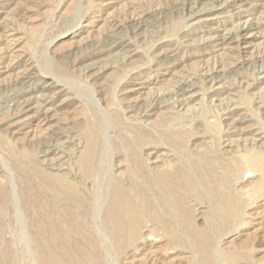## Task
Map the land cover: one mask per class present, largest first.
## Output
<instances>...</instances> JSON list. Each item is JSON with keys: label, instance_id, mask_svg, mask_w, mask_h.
I'll list each match as a JSON object with an SVG mask.
<instances>
[{"label": "rangeland", "instance_id": "1", "mask_svg": "<svg viewBox=\"0 0 264 264\" xmlns=\"http://www.w3.org/2000/svg\"><path fill=\"white\" fill-rule=\"evenodd\" d=\"M255 153L264 155V0H0V264H40L24 199L70 183L92 230L62 258L264 264ZM165 171L169 188L156 181ZM108 179L131 198L143 183L152 216L139 211L136 241L118 244L102 227Z\"/></svg>", "mask_w": 264, "mask_h": 264}, {"label": "bare ground", "instance_id": "2", "mask_svg": "<svg viewBox=\"0 0 264 264\" xmlns=\"http://www.w3.org/2000/svg\"><path fill=\"white\" fill-rule=\"evenodd\" d=\"M89 134L91 136L89 138L91 143L94 144L99 141L100 132H98V130L90 129ZM94 145L87 147L86 152L83 154L82 158H80V172L83 174V178L86 180L93 178V173L96 170L97 147L95 146V148ZM140 148L141 146H135L130 148V153L133 155V157H131L133 159V161L131 162L133 163L130 164L133 169H136L138 171L140 166L141 168H143V164L140 165V160L138 158L139 156H137L138 152L140 151ZM248 162L253 167L259 168L262 172H264V155L255 153L248 158ZM136 175L137 174H135V176ZM156 175V181H158L159 184L161 183L164 187H168L170 185V179L169 175L167 174V171L162 172L159 176L158 174ZM137 178L141 180L147 179L149 182H152V178L154 177H152L151 174L147 178ZM66 179H68V177ZM111 179H108L106 183H108ZM58 182L62 184L61 180H59ZM109 183L110 188H112L113 190V193L111 190L113 197L108 205L105 214V219L102 220L104 225H102L101 222H99L98 224H101L102 227L105 226L107 228V234L109 233L111 239L118 244H121L126 240L130 243L132 241H136L135 239L138 236V230L140 228L139 225L141 222V214L139 213V211L146 209V211H148V214L152 216V205H150L145 193L139 188V183H141V181L133 183L134 185L132 186V195L136 194L134 198L130 197V195L125 190L126 188L124 189V187L120 185V182H118L117 180H113ZM55 188L58 189L57 187ZM56 189H50L52 192V196L50 195L51 197L49 199L47 198L48 196L46 197V194L44 195L43 193H38L35 198L30 196L32 199H29L27 197L29 201L27 198L24 199L33 211L32 216L33 224L35 227V229L33 228L35 230V232L33 231L34 234L32 235V237H27L26 241L29 239V245L34 248V254L37 256L38 263L40 264H83L82 261L78 260L79 258L71 261V259L62 258V256L60 255L64 253L68 257H70L69 251L72 250V248L68 246H73L71 245L72 242L79 236L82 237L91 235L90 233L92 227L90 223H88V227L82 224V221L89 222V218L91 216L86 215L84 209L85 206L83 207L84 204L82 205L80 201V196L83 194L80 193L79 189L74 184H68L67 188H62L63 190L59 188L60 190L56 191ZM169 191L171 192V190ZM70 204L76 205L75 211H72V209L69 208ZM224 215H229L227 210L224 211ZM33 224L31 223V225ZM89 259H86L85 262L87 264H93V261Z\"/></svg>", "mask_w": 264, "mask_h": 264}]
</instances>
